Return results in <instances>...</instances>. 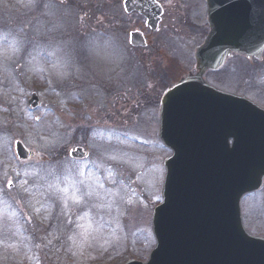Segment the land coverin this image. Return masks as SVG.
I'll list each match as a JSON object with an SVG mask.
<instances>
[{
    "label": "rangeland",
    "instance_id": "374dc122",
    "mask_svg": "<svg viewBox=\"0 0 264 264\" xmlns=\"http://www.w3.org/2000/svg\"><path fill=\"white\" fill-rule=\"evenodd\" d=\"M16 1L7 4L0 0V30H4L0 34V201H5V195L12 199L7 202L10 206L0 205V264H59L62 253L55 248L63 239L89 242L83 245L93 247L109 242V248H114L99 254V264H120L130 257L148 261L155 248L152 210L160 202L164 163L170 153L158 139L156 112L133 121L128 118L135 114L129 91L139 98V87L150 84L149 78L129 63L136 55L143 54L144 60L152 56L151 52L138 55L127 49L128 31L141 24L124 14L123 0H108V8L96 11L87 9L95 6L88 0L81 5L84 11L73 9L80 0H64L68 3L40 10L30 9L36 6L35 0H28V6ZM162 1L169 27H165L166 20L158 35L159 49L165 47L167 34L179 25L182 13L174 0ZM204 1L190 4L199 10ZM97 14L95 22L84 19ZM195 34L185 31L174 44V54L182 59L186 71L192 69L190 52L199 43ZM141 67L152 69V64ZM108 68L109 104L99 95L98 80L91 76V83H81L79 79L94 71L104 78L102 72ZM73 71L75 76H71ZM20 82L22 88L17 85ZM68 82L81 86L84 103L75 97L64 101L63 93L56 94L59 84ZM214 82L227 92L236 91L231 81L224 85L217 76ZM33 92L42 102L37 111L27 106ZM140 100L145 110L150 98ZM108 106L109 136L100 130L87 137V125L105 123ZM78 130L84 133L75 136ZM16 141L40 159L19 163L13 152ZM80 145L91 151V158L83 164L69 159V151ZM9 182L11 190L7 189ZM142 205L144 213L137 212Z\"/></svg>",
    "mask_w": 264,
    "mask_h": 264
},
{
    "label": "water",
    "instance_id": "95a60500",
    "mask_svg": "<svg viewBox=\"0 0 264 264\" xmlns=\"http://www.w3.org/2000/svg\"><path fill=\"white\" fill-rule=\"evenodd\" d=\"M237 1L208 0L212 32L197 54L200 74L163 100L161 138L173 156L166 162L165 202L153 220L159 245L150 264H264V241L245 235L239 209L241 197L259 189L264 179V111L203 81L231 51L264 42L246 29L253 27L256 34L255 28L264 29V0ZM125 7L146 15L152 29L159 24L162 10L153 0H127ZM131 37L134 46L145 45L139 35ZM30 105H40L36 96ZM16 152L21 160L33 156L21 143ZM71 155L87 157L82 149Z\"/></svg>",
    "mask_w": 264,
    "mask_h": 264
},
{
    "label": "flooded vegetation",
    "instance_id": "af4514ba",
    "mask_svg": "<svg viewBox=\"0 0 264 264\" xmlns=\"http://www.w3.org/2000/svg\"><path fill=\"white\" fill-rule=\"evenodd\" d=\"M42 2L44 4H46V3L65 4L64 0H42ZM107 5L108 4H106V7H107ZM94 7H95V9L100 8V10L105 8L103 3H99L97 1H95ZM127 16L133 22H135V23L138 22L139 24H141L143 26L145 25V20L140 15H138L137 13H132V14L127 15ZM207 32H208V28H207ZM136 51L141 52V53L142 52L160 53L157 51V49L153 48V46L150 49H138V50L136 49ZM153 61L157 62L156 57H154ZM262 64L264 65V62ZM247 65H248V74H247V76H245L244 82H242L240 84V88L243 91H249V92L255 93L257 91V89L255 88L253 81H254L255 76L257 75V68H258L259 64L255 61H250V62H247ZM142 72L144 73L145 78H149L150 81H154V79L155 78L158 79V77H160L159 80H163V81L168 80V73H167V71H164L162 69L161 65H157L156 67H152V69L146 68ZM90 77H91V75H90ZM92 77L97 79V74L96 73L93 74ZM104 78L105 79L101 80V82H100V88H102L104 90V98L103 99H108L107 102L109 104V68L106 71V75ZM91 79L86 77L81 81V83H83L85 81H87V83H91ZM145 97H146V95H145ZM78 99L82 100V97H78ZM104 113H105V115H104L103 121L106 122L107 124H109V106H108L106 112H104ZM243 207L248 210V215L245 216V220H244V225H245L246 230L255 237H263L264 238V189L261 192L254 194L253 198H247L243 203ZM244 208H243V210H244Z\"/></svg>",
    "mask_w": 264,
    "mask_h": 264
},
{
    "label": "snow or ice",
    "instance_id": "6c2138e0",
    "mask_svg": "<svg viewBox=\"0 0 264 264\" xmlns=\"http://www.w3.org/2000/svg\"><path fill=\"white\" fill-rule=\"evenodd\" d=\"M9 185L11 186V182H9Z\"/></svg>",
    "mask_w": 264,
    "mask_h": 264
}]
</instances>
